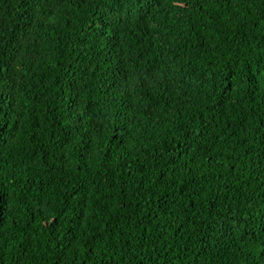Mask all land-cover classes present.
Segmentation results:
<instances>
[{
    "label": "trees",
    "instance_id": "1",
    "mask_svg": "<svg viewBox=\"0 0 264 264\" xmlns=\"http://www.w3.org/2000/svg\"><path fill=\"white\" fill-rule=\"evenodd\" d=\"M0 264H264V0H0Z\"/></svg>",
    "mask_w": 264,
    "mask_h": 264
}]
</instances>
